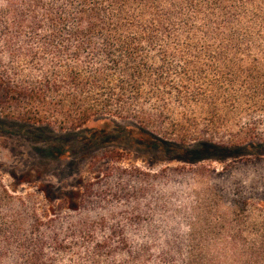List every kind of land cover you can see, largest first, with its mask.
Returning <instances> with one entry per match:
<instances>
[{"label":"trees","instance_id":"1","mask_svg":"<svg viewBox=\"0 0 264 264\" xmlns=\"http://www.w3.org/2000/svg\"><path fill=\"white\" fill-rule=\"evenodd\" d=\"M257 48H264V0H0V113L60 130L99 116L132 117L152 144H169L158 121L169 111L168 96L184 105L211 98L207 114L214 118L207 92L233 74L200 68L190 57ZM140 102H151L158 116ZM198 144L197 159L227 149L214 139ZM8 199L0 184V264H49L42 260L39 220L32 219L29 230L37 239L19 238L20 217L4 211ZM252 205L250 198L236 202L231 227L221 219L220 228L206 234L189 228L182 246L171 250L177 259L163 264H264V214L254 217ZM53 241L55 252L69 254L61 264H138L141 257L114 260L120 245L107 239ZM10 251L26 255L10 260Z\"/></svg>","mask_w":264,"mask_h":264},{"label":"rangeland","instance_id":"2","mask_svg":"<svg viewBox=\"0 0 264 264\" xmlns=\"http://www.w3.org/2000/svg\"><path fill=\"white\" fill-rule=\"evenodd\" d=\"M190 58L200 68L233 74L207 92L217 108L211 107L214 118L207 114L211 98L184 105L168 96L169 111L158 121L169 144H152L132 117L99 116L78 129L60 130L0 113V184L12 195L4 211L20 217L19 238L37 239L29 230L32 219L39 220L44 262L69 258L52 249L53 239H107L120 245L114 260L140 253L138 264H163L189 228L206 234L219 229L221 219L231 227L241 198L253 200L254 217L264 214V48ZM140 103L158 116L151 102ZM205 138L231 152L197 159L193 149ZM25 255L10 251L9 259Z\"/></svg>","mask_w":264,"mask_h":264}]
</instances>
